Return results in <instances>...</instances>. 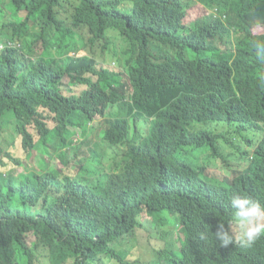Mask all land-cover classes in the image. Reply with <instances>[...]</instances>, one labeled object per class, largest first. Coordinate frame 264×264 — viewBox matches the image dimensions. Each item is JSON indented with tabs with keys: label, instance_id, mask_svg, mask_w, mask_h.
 <instances>
[{
	"label": "trees",
	"instance_id": "trees-1",
	"mask_svg": "<svg viewBox=\"0 0 264 264\" xmlns=\"http://www.w3.org/2000/svg\"><path fill=\"white\" fill-rule=\"evenodd\" d=\"M196 4L0 0V133L12 128L16 146L0 156V264H264V237L222 248L214 236L231 218V196L264 204V63L253 47L264 42V0ZM107 53L119 68L102 67ZM98 117L100 143L126 149L124 165L87 186L70 175L75 136L87 137ZM55 137L62 149L51 156ZM240 141L254 150L230 188L176 159L207 147L223 158ZM18 145L53 164L17 176ZM90 158L80 173L93 176L103 158ZM143 216L171 228L152 262L113 248Z\"/></svg>",
	"mask_w": 264,
	"mask_h": 264
},
{
	"label": "rangeland",
	"instance_id": "rangeland-1",
	"mask_svg": "<svg viewBox=\"0 0 264 264\" xmlns=\"http://www.w3.org/2000/svg\"><path fill=\"white\" fill-rule=\"evenodd\" d=\"M189 7L192 5H197V0H183ZM0 19H2V13L0 11ZM40 46V45H39ZM2 48V46H0ZM2 50H0V53ZM189 56L193 57L190 53ZM99 62L102 65H106L109 67H117L119 66L116 64V59L114 58L113 54H105L103 58L99 57ZM105 62V63H104ZM70 85H64L62 90L65 89L66 93H69ZM73 91L76 90L75 87L71 88ZM81 89H78L80 91ZM119 109H115L112 112L113 114H117ZM14 112H9L8 115L13 116ZM106 119L103 117H98L96 122L90 125V132L88 133L87 137L81 136V131L76 130L77 135V146L81 147L74 160L71 164L70 175L71 178L81 180L84 185H96L101 180L93 179L96 177L95 175L100 174H112L114 172H118L122 169L124 165V148H112L110 146H106L100 143L101 138L103 137V133L99 132L103 129H106L105 125ZM53 125V124H52ZM140 128L143 132L147 131V127L145 124L141 123ZM11 130H5L0 133V156L6 157V154H14L16 146L9 147V137L12 133ZM16 141H22V138H17ZM91 144V145H90ZM21 148V161L24 160V166L20 167L16 170H12L16 172L17 176H27L30 172H37L41 173L43 164L45 165H52L53 162L49 159V156L42 154V151L36 150L31 154H24L21 145H18ZM48 148L50 149L51 156L54 155V151H61L62 143L58 140V137L53 138V140L49 141ZM54 149V151H53ZM254 150L253 147L246 144L243 141H240L237 144V147H231L225 145V156L223 158H217L213 156L212 150L210 147L204 148L199 151H195L192 154L190 153L188 157L182 155V153L177 154L176 159L179 161L188 160L191 165L196 168L200 172V177L203 181L210 183L217 187H227L230 188L239 176V173L244 172L248 166L250 165L251 161L246 153H252ZM98 154V156L102 157L103 159L100 162H96L94 164L95 173L92 175L80 173L81 166H87L91 164L90 156L92 154ZM75 154V153H74ZM87 159L88 162H87ZM80 174V175H78ZM26 180V178H23ZM93 181H95L93 183ZM148 216H143V223L144 227H138L135 229L129 236L123 237L121 240L117 241L116 244L113 245V248L118 252H123L128 254L131 259H142L143 262H152L156 260V253L154 249H156V243H163L165 245V241L162 239V235H164V230H170V226L158 229L156 228L154 222L147 218ZM168 218V217H167ZM175 218V217H172ZM175 221V219H172ZM180 219V218H179ZM184 237L183 235H181ZM174 239H179L180 234L174 232L173 234ZM38 239L35 237H30L28 240L29 245L37 241Z\"/></svg>",
	"mask_w": 264,
	"mask_h": 264
},
{
	"label": "clouds",
	"instance_id": "clouds-1",
	"mask_svg": "<svg viewBox=\"0 0 264 264\" xmlns=\"http://www.w3.org/2000/svg\"><path fill=\"white\" fill-rule=\"evenodd\" d=\"M253 47L257 60L264 63V42L254 41ZM228 203L232 215L227 226L223 222L217 225L216 240L222 248L234 244L241 248L252 247L264 237V204L247 195H233Z\"/></svg>",
	"mask_w": 264,
	"mask_h": 264
}]
</instances>
